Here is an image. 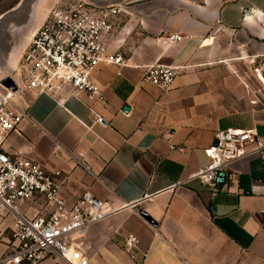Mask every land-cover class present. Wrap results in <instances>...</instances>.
Segmentation results:
<instances>
[{
    "label": "crops",
    "instance_id": "1",
    "mask_svg": "<svg viewBox=\"0 0 264 264\" xmlns=\"http://www.w3.org/2000/svg\"><path fill=\"white\" fill-rule=\"evenodd\" d=\"M128 3L108 41L127 63H101L90 76L105 101L24 92L28 118L5 151L61 170L68 203L86 192L106 203L109 215L81 237L88 264H264V157L232 163L215 192L197 177L217 131L264 137V0ZM49 4H39L24 48ZM153 64L181 69L170 90L140 84ZM12 223H0V256Z\"/></svg>",
    "mask_w": 264,
    "mask_h": 264
},
{
    "label": "built area",
    "instance_id": "2",
    "mask_svg": "<svg viewBox=\"0 0 264 264\" xmlns=\"http://www.w3.org/2000/svg\"><path fill=\"white\" fill-rule=\"evenodd\" d=\"M124 14L122 6L97 7L82 0L51 8L24 49L15 88H8L0 78V223L9 217L13 220L0 264H40L48 258L67 264L89 263L81 237L92 224L109 215L106 203L88 192L68 203L61 195L65 181L61 170H49L29 157L10 155L4 144L28 118L27 107L18 103L24 92L60 99L71 89L90 101H105L90 76L101 63H127L122 54L108 49L109 37ZM181 38L171 35L168 41ZM180 72L179 67L149 65L140 84L170 90ZM92 112L95 122H105L100 113ZM205 151L210 161L197 177L215 192L226 183L232 163L253 154L264 157V137L255 129L219 130ZM31 202L33 205L24 209ZM134 242V237L128 239L129 245Z\"/></svg>",
    "mask_w": 264,
    "mask_h": 264
},
{
    "label": "rangeland",
    "instance_id": "3",
    "mask_svg": "<svg viewBox=\"0 0 264 264\" xmlns=\"http://www.w3.org/2000/svg\"><path fill=\"white\" fill-rule=\"evenodd\" d=\"M33 0H0V78L7 77L18 79V69L20 67L21 56L24 52L23 45L15 50V54L10 59L9 53L12 50L15 40L20 38L17 30L26 22L30 4ZM78 0H41V3L51 2L50 7H57L62 4L73 3ZM84 1V0H82ZM48 5V6H49ZM16 8V10L11 11ZM10 11V12H9ZM31 31H33L31 29ZM31 33L28 35L30 37ZM5 82V81H4ZM15 83V82H14ZM6 84V82L4 83ZM8 88H13L14 84H6Z\"/></svg>",
    "mask_w": 264,
    "mask_h": 264
},
{
    "label": "water",
    "instance_id": "4",
    "mask_svg": "<svg viewBox=\"0 0 264 264\" xmlns=\"http://www.w3.org/2000/svg\"><path fill=\"white\" fill-rule=\"evenodd\" d=\"M84 1L94 6H97V7H107L111 5H119V6H122L124 9H128V4H129L128 3L129 0H84ZM40 3H41V0H33L31 2L29 11L26 17V22L22 24L21 27H18L17 29L20 32V38L18 40H15V42L13 43L12 50L9 53L10 59L15 54V50L20 48L23 45V43L26 41V39L28 38V35L30 34V31L32 29L35 13ZM14 10H16V8L12 9L11 11H14ZM3 16L4 14L0 17V19L3 18ZM2 78L5 79L6 84H9V85L14 84L15 86L14 79L12 77L9 79H7V77H2ZM128 109H129L128 106L124 107L125 111H127Z\"/></svg>",
    "mask_w": 264,
    "mask_h": 264
},
{
    "label": "bare ground",
    "instance_id": "5",
    "mask_svg": "<svg viewBox=\"0 0 264 264\" xmlns=\"http://www.w3.org/2000/svg\"><path fill=\"white\" fill-rule=\"evenodd\" d=\"M34 20H35V18H34Z\"/></svg>",
    "mask_w": 264,
    "mask_h": 264
}]
</instances>
